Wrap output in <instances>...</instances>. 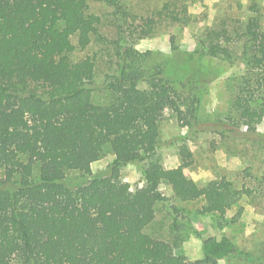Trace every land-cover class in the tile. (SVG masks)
<instances>
[{
    "label": "trees",
    "instance_id": "obj_1",
    "mask_svg": "<svg viewBox=\"0 0 264 264\" xmlns=\"http://www.w3.org/2000/svg\"><path fill=\"white\" fill-rule=\"evenodd\" d=\"M90 1L115 0H0V264H219L229 250L216 246L226 240H204L195 260L177 252L187 233L175 216L170 241L146 232L168 200L163 183L178 202L201 201L196 212L218 228L240 214L226 216L240 193L226 177L204 187L186 177V144L176 167L162 166L159 122L169 110L180 126L205 129L201 89L221 76L219 64L235 63L229 113L214 120L215 131L264 138L253 126L264 119V31L255 17L238 39L209 27L190 51L171 38L164 58L121 37L111 43L114 65L99 86L94 54L74 58L94 41L107 43ZM161 15L143 18L141 38ZM99 87L108 97L100 104ZM241 123L252 126L243 131ZM107 150L113 159L94 173L91 164ZM129 164L141 167L144 187L121 182Z\"/></svg>",
    "mask_w": 264,
    "mask_h": 264
},
{
    "label": "rangeland",
    "instance_id": "obj_2",
    "mask_svg": "<svg viewBox=\"0 0 264 264\" xmlns=\"http://www.w3.org/2000/svg\"><path fill=\"white\" fill-rule=\"evenodd\" d=\"M165 4L168 5L167 9H163ZM89 11L99 16V31L107 43L94 41L87 50L75 52L74 58L94 54L99 86L104 75L114 65L111 43L121 37L122 43L132 44L140 52L150 51L155 58H164L170 54L171 38L180 50L190 51L209 27L223 26L238 39L245 22L255 17L264 31V0L90 1ZM159 12L162 13L161 19L141 38L143 18H157ZM216 64L214 61L209 63ZM219 66L223 70L221 76L201 89L198 116L205 123V129L197 131L182 127L171 111L164 110L159 122L160 143L157 154L164 168L176 167L180 162L178 146L186 144L192 154V162L184 170L186 177L199 187L226 177L231 181L232 189L240 192L235 196V204L226 216L232 217L238 212L240 214L234 222L223 223L218 228L210 215L196 212L201 201L178 202L172 198L170 187L163 183L159 191L168 200L157 205L155 219L146 228V232L162 241H170L173 237L172 216H175L183 224L182 233H187L177 252L187 259L200 256L204 240L210 238L217 245L223 240L228 242V246L215 245L217 250L224 247L229 250L221 264H264V261L255 259V256L264 254V138L246 137L240 132L222 136L215 131L214 120L222 119L229 113V100L235 83L232 77L240 71L235 63H221ZM94 94L95 102L99 104L108 98L102 87ZM222 126H227V123ZM251 126L240 124L243 131L249 130ZM253 126L264 134V119ZM112 159V153L107 150L91 164L92 171H102ZM68 176L73 177V174ZM120 180L128 184L131 190L142 188L145 184L141 167L137 164L122 168ZM171 204L180 211L171 214Z\"/></svg>",
    "mask_w": 264,
    "mask_h": 264
},
{
    "label": "crops",
    "instance_id": "obj_3",
    "mask_svg": "<svg viewBox=\"0 0 264 264\" xmlns=\"http://www.w3.org/2000/svg\"><path fill=\"white\" fill-rule=\"evenodd\" d=\"M224 256L226 257L227 255L225 254V255L220 256V257L218 258V263H219V264H221L222 259L225 258ZM257 256H259V255H257ZM257 256H255V257H257ZM201 257H202V254H200V256L196 257L195 259H199V258H201ZM195 259H192V260H195Z\"/></svg>",
    "mask_w": 264,
    "mask_h": 264
}]
</instances>
